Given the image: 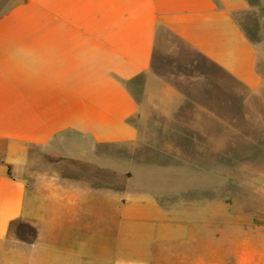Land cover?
<instances>
[{
  "label": "crops",
  "instance_id": "1",
  "mask_svg": "<svg viewBox=\"0 0 264 264\" xmlns=\"http://www.w3.org/2000/svg\"><path fill=\"white\" fill-rule=\"evenodd\" d=\"M249 6L0 0V264H221L211 262L209 144L179 161L176 139L148 144L160 135L132 120L182 102L152 72L162 31L264 95V48L236 18ZM125 144L146 150L115 148ZM248 246L238 264H261Z\"/></svg>",
  "mask_w": 264,
  "mask_h": 264
},
{
  "label": "rangeland",
  "instance_id": "2",
  "mask_svg": "<svg viewBox=\"0 0 264 264\" xmlns=\"http://www.w3.org/2000/svg\"><path fill=\"white\" fill-rule=\"evenodd\" d=\"M249 3L236 18L248 37L264 48V0ZM152 72L163 84L178 89L182 102L169 115L148 109L146 121H132L142 133L160 135L159 140L148 142L160 149L176 139L184 155L189 154L178 157L179 161L200 158L198 152L203 153L202 147L209 144L211 262L238 264L249 256L248 243H253L258 247L257 260L264 264V95L253 94L165 31L160 33ZM144 83L140 78L131 85L140 101ZM166 116L172 118L166 120ZM198 133H210V141L192 138ZM115 148L146 150L126 144ZM163 153L166 157L159 153L162 164L170 163L168 152ZM191 194L186 201L199 199L196 192Z\"/></svg>",
  "mask_w": 264,
  "mask_h": 264
}]
</instances>
